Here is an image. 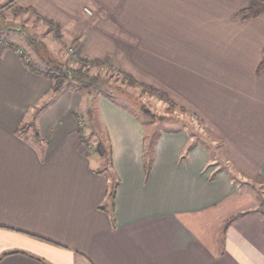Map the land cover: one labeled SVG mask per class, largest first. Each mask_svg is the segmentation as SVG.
Returning a JSON list of instances; mask_svg holds the SVG:
<instances>
[{
	"label": "crops",
	"instance_id": "crops-1",
	"mask_svg": "<svg viewBox=\"0 0 264 264\" xmlns=\"http://www.w3.org/2000/svg\"><path fill=\"white\" fill-rule=\"evenodd\" d=\"M18 1L204 132L160 127L147 170L131 111L77 82L51 94L20 40L0 41V264H264V12L243 17L249 0Z\"/></svg>",
	"mask_w": 264,
	"mask_h": 264
},
{
	"label": "rangeland",
	"instance_id": "rangeland-1",
	"mask_svg": "<svg viewBox=\"0 0 264 264\" xmlns=\"http://www.w3.org/2000/svg\"><path fill=\"white\" fill-rule=\"evenodd\" d=\"M0 11H3L5 15L4 20L3 18L0 19V26L7 25L8 27L13 28L11 30H0V41L3 42L5 41V38L9 37H17L18 40H20L21 45H23L25 50L29 52L33 63L45 67L39 56L36 54L34 47L29 44L26 36L27 34L28 36L37 38L38 41H43L47 46L46 48L48 49L49 54L52 56L54 55L55 57H58L62 61L68 62L71 65L80 64V59L84 56L81 54L82 51L77 46V44L73 41L71 43L63 42L64 40L61 39L62 34L60 28H57L54 23L50 24L47 17L37 12L35 8L24 7L20 5L18 0H0ZM90 11H87V13L93 14L95 12L93 8H90ZM1 16L2 15H0V17ZM43 48L44 47H41V51ZM92 72L100 73L104 76L109 75L112 77V80H114V82L120 86V88H124L122 90L120 89L118 92L114 91L113 94H110L104 90H98L97 95L99 96L100 94H103L109 97L112 101L131 111L137 120H139L141 123H144L147 127L148 143L154 141L153 138L156 136L160 127H186L189 132L194 133V135L197 134L198 137H201V134H203L204 130L200 125V120L198 117H196L193 113L182 109V107L176 103L174 105L173 101L171 102V98L169 101L165 98H161L158 95L150 94L144 89L142 85L132 86L131 84H128L127 81H124L123 74L121 73L122 70H120L116 64L113 65L107 61H105V64L103 65L95 64L92 65ZM140 82L146 83L145 81ZM81 88L82 91H90L92 89L84 85H81ZM96 93L97 92H94V94ZM94 105L96 106V104ZM94 105L93 108H95ZM146 110H149L151 115L147 113ZM96 121L101 123L99 119ZM186 123H188V126L185 125ZM92 133L93 135L95 134L94 137L96 138H103L101 143H105L106 146L105 129L103 130L102 127L99 126L98 130H92ZM207 141L212 143L210 140ZM211 145H213V143ZM106 154L108 156V153ZM107 156H105L106 160ZM106 160L103 163L104 165L109 164H107ZM223 165L225 166V163H223ZM258 187L264 188V185H259ZM260 195L261 201L263 199L262 204L264 208V193L261 191Z\"/></svg>",
	"mask_w": 264,
	"mask_h": 264
},
{
	"label": "trees",
	"instance_id": "trees-1",
	"mask_svg": "<svg viewBox=\"0 0 264 264\" xmlns=\"http://www.w3.org/2000/svg\"><path fill=\"white\" fill-rule=\"evenodd\" d=\"M264 12V0H249V4L240 11V14L243 15L245 18L256 17ZM0 17L4 20V13L0 11ZM52 22V21H51ZM11 30L13 28L6 26H0V30ZM27 36V40L29 44L34 47L36 50V54L39 56L40 60L44 64V71L47 75H49L53 79L52 85V93L51 94H58L60 91L64 89V87L69 84L70 82H77L81 85L88 86L92 88L89 92L94 94V92H98V90L107 91L110 94H113L114 91L118 92L120 89L119 85H117L112 77L109 75H102L100 73L92 72V65L98 64L103 65L105 64L104 59L102 58H88V57H81L80 64L78 65H71L68 62L62 61L58 57L52 56L49 54L48 49L46 48V44L43 41H38L37 38ZM75 42V41H73ZM41 47H44L41 51ZM28 58V56H27ZM28 63L31 69L38 70L37 66L33 62L28 59ZM262 65H264V54ZM123 74L124 81H127L128 84L133 85H142L145 90H147L152 95H158L161 98H165L170 101V97L162 90L158 89L157 87L142 83L138 79H136L132 74L127 72H121ZM95 88V89H94ZM172 102V101H171ZM48 103V100L45 101L39 108H43ZM175 105V103L173 102ZM147 113L151 115L149 110H146ZM154 139V138H153ZM154 141L151 143H147L144 146L145 152V159H146V169H150L151 167V159L148 157L150 153V148L153 146ZM107 156V154H105ZM107 159L110 161L111 156L110 153L107 156Z\"/></svg>",
	"mask_w": 264,
	"mask_h": 264
},
{
	"label": "built area",
	"instance_id": "built-area-1",
	"mask_svg": "<svg viewBox=\"0 0 264 264\" xmlns=\"http://www.w3.org/2000/svg\"><path fill=\"white\" fill-rule=\"evenodd\" d=\"M87 11L89 12L90 11V9L89 8H87ZM91 12V11H90ZM18 51H19V53L20 54H24V50L23 49H21V48H19L18 49ZM26 56V55H25ZM27 57V56H26Z\"/></svg>",
	"mask_w": 264,
	"mask_h": 264
}]
</instances>
